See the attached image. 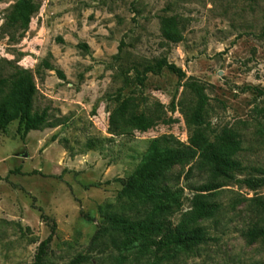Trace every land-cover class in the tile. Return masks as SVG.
Returning a JSON list of instances; mask_svg holds the SVG:
<instances>
[{"label": "rangeland", "instance_id": "1", "mask_svg": "<svg viewBox=\"0 0 264 264\" xmlns=\"http://www.w3.org/2000/svg\"><path fill=\"white\" fill-rule=\"evenodd\" d=\"M39 2L21 37L18 23H10L16 0H0V77L17 66L30 70L34 109L48 110L51 125L22 139L16 121L1 135L0 264H34L53 223L48 264L79 257V264H264V237L244 235L257 219L250 199L264 197V187L251 191L227 183L211 199L221 205L219 212L198 223L213 240L190 250L159 248L153 243L160 238L149 234L120 251L108 221L137 220L152 209L122 197V181L153 140L189 145L193 82L209 97L202 129L211 140L232 130L245 169L238 176L264 177V0ZM164 20L177 25L179 42L165 36ZM164 57L186 78L165 69L141 86L133 80L136 69ZM125 103L129 112L121 116ZM132 112L149 120L147 130L134 126ZM193 163H176L160 177L162 187L182 194L181 211L169 218L174 225L190 209L191 189L222 181Z\"/></svg>", "mask_w": 264, "mask_h": 264}, {"label": "trees", "instance_id": "2", "mask_svg": "<svg viewBox=\"0 0 264 264\" xmlns=\"http://www.w3.org/2000/svg\"><path fill=\"white\" fill-rule=\"evenodd\" d=\"M41 7L39 0H16L14 6V16L10 18V23H18V29L22 30V36L29 29L32 17ZM165 36L174 42H179L180 32L176 24H171L167 20L163 22ZM122 49H120V52ZM120 58V54L117 55ZM46 69L53 70L49 62L43 63ZM15 71L8 77H0V139L1 135L8 130V127L18 121V132L22 139L34 130H42L50 127L48 110L42 112L35 111L34 100L37 94L34 74L21 67H15ZM169 70L181 81L186 78V72L176 64L168 61L166 57L161 58L155 64L146 66L142 71L136 69L135 80L139 86L143 85L149 74L160 75L163 70ZM189 89L196 97V105L193 112L187 117V123L194 128L189 145L173 141L169 138L153 140L143 158L130 175L122 181L123 188L120 193L122 197L133 198L144 204H148L152 209L146 211L143 218L129 220L123 217L110 216V235L115 245L120 251L138 239L147 240L149 234H156L159 241L153 243L159 248L178 247L185 250L197 248L213 238L209 235L205 227L198 225L207 219H211L219 212L221 205L212 202L211 199L220 194L221 189L227 183L257 191L264 187V177L245 175L240 178L245 169L237 160V153L241 150V141L230 129H224L214 139H210L205 130L204 115L208 105L209 97L203 85L196 82L189 84ZM121 116L129 112L128 104L125 103L119 108ZM131 122L137 128L145 131L149 128V120L141 115L129 114ZM173 141V142H172ZM186 162L199 165L214 178L222 181H213L196 189L190 200V209L183 214L182 221L174 225L169 218L181 211L183 207L182 194L171 187L160 185V177L164 171L176 163ZM251 205L256 207V221H253L244 235L251 241H256L264 237V197L250 199ZM189 224L195 227L189 228ZM56 224L53 223L49 237L41 243L38 257L34 264H48L46 254L49 245L55 235ZM121 240L118 242V237ZM119 234V235H118ZM98 233L96 237H100ZM84 258L79 257L70 264H79Z\"/></svg>", "mask_w": 264, "mask_h": 264}]
</instances>
